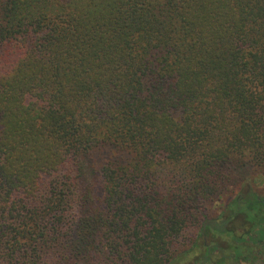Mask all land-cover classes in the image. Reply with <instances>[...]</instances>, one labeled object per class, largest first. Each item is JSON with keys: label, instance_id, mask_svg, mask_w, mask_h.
Listing matches in <instances>:
<instances>
[{"label": "trees", "instance_id": "16d2710c", "mask_svg": "<svg viewBox=\"0 0 264 264\" xmlns=\"http://www.w3.org/2000/svg\"><path fill=\"white\" fill-rule=\"evenodd\" d=\"M247 168L264 0H0V264H262Z\"/></svg>", "mask_w": 264, "mask_h": 264}, {"label": "rangeland", "instance_id": "374dc122", "mask_svg": "<svg viewBox=\"0 0 264 264\" xmlns=\"http://www.w3.org/2000/svg\"><path fill=\"white\" fill-rule=\"evenodd\" d=\"M238 175L243 179L245 183L247 182V185H249L250 188H252L257 194L264 195V177L256 174L255 170L253 169H245L240 170L238 172ZM215 210L219 211L220 205L217 203L214 205ZM259 236L255 235V238L258 239ZM256 244L259 247H262L260 245L264 244V236H262L261 242H256ZM264 264V263H262Z\"/></svg>", "mask_w": 264, "mask_h": 264}]
</instances>
